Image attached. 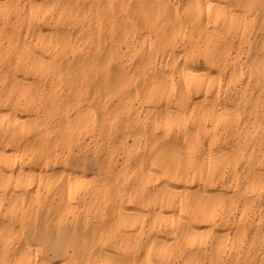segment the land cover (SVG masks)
<instances>
[{"label":"bare ground","instance_id":"1","mask_svg":"<svg viewBox=\"0 0 264 264\" xmlns=\"http://www.w3.org/2000/svg\"><path fill=\"white\" fill-rule=\"evenodd\" d=\"M263 73L264 0H0V264H259Z\"/></svg>","mask_w":264,"mask_h":264},{"label":"rangeland","instance_id":"2","mask_svg":"<svg viewBox=\"0 0 264 264\" xmlns=\"http://www.w3.org/2000/svg\"><path fill=\"white\" fill-rule=\"evenodd\" d=\"M260 33L258 32V30H252L251 31V34H250V38L254 36H257L259 35ZM261 79H263L264 81V73L262 75H260ZM233 89H239L240 87H242V80H233L231 81L230 83H228ZM233 91V90H232ZM220 116H231V118H235V114H236V110H235V107L234 106H228L226 108H220ZM93 134H94V131H93V128H89L87 131H85L83 133V137L84 139L87 141V143H90L91 140H92V137H93ZM90 155V154H89ZM76 167V163L75 162H72V161H69L68 162V165L66 167H63L61 165H53V168L51 169V172H55L57 170H65L66 173H72V172H77L78 174L80 173V171H75L74 169ZM78 170H81L80 167L77 168ZM86 172V175L88 177H93L94 174L92 173L91 169H86L85 170ZM233 184L232 186H230L229 188V192L231 193L233 191ZM215 189H217L216 191H219L221 190V188L219 186H215ZM230 193L227 194V196L230 198ZM261 204H263L264 202V197L261 198ZM239 202L237 201H234L232 199L230 200H227V206L225 208V212L227 215L229 216H237L238 215V205ZM262 209V208H261ZM261 216V221H262V228H263V231H262V235L257 239V243H258V246L260 248V251H259V256L258 258L256 259V263H259L261 264L263 262V259H264V211H261V214H256L254 215L253 217L255 218L256 221H259L260 219H258L259 217ZM68 224V221L67 222H63L61 225L59 224L58 226H55V224H50V223H47V226H46V233L45 236L47 237V244L48 243H52L53 242V239L52 236H53V232L51 229L52 228H58V229H61L63 226L67 225ZM53 225V227H52ZM52 231V233H51ZM50 237V238H49ZM16 238L13 236L9 241H8V247H12V245H14L16 242ZM249 241H245L244 243H241L240 245H242L241 247H243L245 250H247L248 248V243ZM11 245V246H10ZM63 249L67 248L68 252H71V248L68 246V243H63L62 245ZM229 252L228 249H226L225 253L227 254ZM229 255V253H228ZM259 261V262H258ZM261 262V263H260Z\"/></svg>","mask_w":264,"mask_h":264}]
</instances>
